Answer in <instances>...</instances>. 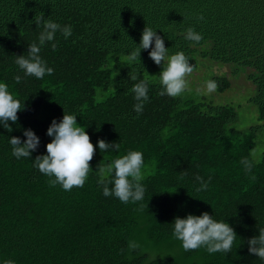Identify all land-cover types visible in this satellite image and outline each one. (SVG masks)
<instances>
[{"label":"trees","instance_id":"trees-1","mask_svg":"<svg viewBox=\"0 0 264 264\" xmlns=\"http://www.w3.org/2000/svg\"><path fill=\"white\" fill-rule=\"evenodd\" d=\"M42 14L70 26L72 35L65 39L58 31L55 51L51 43L41 47L54 72L36 79L15 60L38 43L43 26L35 18ZM145 27L163 38L169 55L189 57L196 70L188 81L196 86L209 71L206 79L223 91L229 75L242 71L255 87L248 101L264 122V0H0V82L25 105L18 121L9 122L11 131L0 124V264H264L248 251V240L264 228V152L251 173L241 164L251 159L260 125L236 128L231 103L213 104L187 92L158 95L162 65L149 57L151 48L141 49L140 60L127 61ZM188 28L203 39L186 40ZM214 65H229V72H216ZM140 80L148 83L149 101L137 114L131 88ZM64 112L77 115L95 146L93 172L83 188L71 191L50 187L34 166L52 140L47 129ZM27 129L40 144L30 159H17L9 140L25 141ZM100 139L118 143L119 150L101 153ZM130 150L144 159L145 194L135 204L105 197L96 173L100 163ZM197 176L207 190H196ZM204 212L233 227L230 253L184 251L173 238L175 218ZM129 241L139 247L129 250Z\"/></svg>","mask_w":264,"mask_h":264},{"label":"clouds","instance_id":"clouds-1","mask_svg":"<svg viewBox=\"0 0 264 264\" xmlns=\"http://www.w3.org/2000/svg\"><path fill=\"white\" fill-rule=\"evenodd\" d=\"M200 20L204 17L201 15ZM35 24H42L43 30L38 37V43L28 46L27 56H16L15 63L26 76L36 79H43L45 75H52L53 68L47 66L45 60L40 56L41 47L51 43L52 50L55 51L56 33L59 31L64 38L72 35L70 26H61L51 19H44L42 14L35 18ZM185 39L199 43L203 36L193 28L186 30ZM154 41V47H151ZM149 57L158 66L162 65L159 73V84L161 90L158 95L171 98L183 97L189 91L188 77L196 70V66L189 63V57L184 52L179 51L169 55L168 48L165 47L164 40L157 35L156 30L145 27L138 47L127 57L129 63L140 60L141 49L148 50ZM130 79L137 80V75H131ZM17 84L21 82V77L16 76ZM219 85L215 80L205 81V94L214 93ZM136 103L134 111L137 114L143 112L144 104L149 101L148 83L144 80L135 83L131 88ZM25 105L16 99L9 91V86L5 82H0V124L5 129L11 131L9 122L15 124L18 121V112L23 110ZM77 115L66 114L64 112L62 120L57 123L53 120L47 129V135L52 137L50 143L46 145V155H38L34 159V166L49 177L50 187L59 185L64 191H71L74 187L83 188L88 180L89 174L93 172L90 161L95 155V146L90 140L89 134L84 127L77 124ZM25 141L19 137H11L9 143L12 146V155L17 159H30L40 144L39 137L31 130L24 131ZM100 152L109 150H119L118 143H108L103 139L98 140ZM259 148L251 150V159L245 157L241 160L246 173H251L254 163L259 162ZM96 172L101 178L98 184L102 187L105 197L114 196L121 203H138L143 201L145 188L141 181L144 178V159L140 151L130 150L127 154L115 158L111 161L100 163ZM107 178V182H106ZM200 187L197 191H205L208 183L202 177L197 176ZM211 177H209L210 181ZM255 179V176H252ZM109 183L112 185L110 188ZM143 209L141 204L140 210ZM172 236L181 242L184 251H194L204 248L209 254L222 252L228 254L232 251L237 234L225 221H217L207 212L199 216L189 214L186 218H175ZM139 244L129 241V250H135ZM248 251L260 260H264V228L258 229V235L248 240ZM3 264H15L13 260H5Z\"/></svg>","mask_w":264,"mask_h":264},{"label":"rangeland","instance_id":"rangeland-1","mask_svg":"<svg viewBox=\"0 0 264 264\" xmlns=\"http://www.w3.org/2000/svg\"><path fill=\"white\" fill-rule=\"evenodd\" d=\"M230 67L234 68L235 66L234 64H231ZM212 68L216 72H229V65L222 67L214 65ZM241 72L237 75H229L230 85L225 90H216L214 93L205 94V81L209 80V78H206L210 75L209 71H207L205 75H200L199 79L197 80L199 86H196V84L193 82H189V91H187L186 96L210 101L213 104H233L236 106L237 112V120L233 125L238 129L245 130L253 124L260 125V130L258 131L257 135L258 138L256 140L255 146L252 148L260 149L258 156L259 160L264 152V122L258 120L257 108L255 104L248 101V98L254 94L255 87L253 83L245 77V74Z\"/></svg>","mask_w":264,"mask_h":264}]
</instances>
